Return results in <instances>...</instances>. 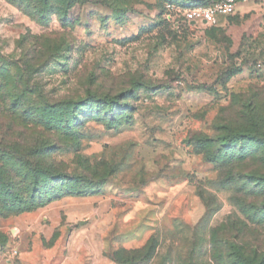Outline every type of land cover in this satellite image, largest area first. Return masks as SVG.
I'll return each instance as SVG.
<instances>
[{"label":"rangeland","instance_id":"1","mask_svg":"<svg viewBox=\"0 0 264 264\" xmlns=\"http://www.w3.org/2000/svg\"><path fill=\"white\" fill-rule=\"evenodd\" d=\"M191 2L0 0V54L22 58L45 99H71L76 124L46 157L63 176L38 189L72 194L12 214L0 187V264L264 254V0L216 25L166 6ZM45 131L32 135L52 142Z\"/></svg>","mask_w":264,"mask_h":264},{"label":"trees","instance_id":"2","mask_svg":"<svg viewBox=\"0 0 264 264\" xmlns=\"http://www.w3.org/2000/svg\"><path fill=\"white\" fill-rule=\"evenodd\" d=\"M12 1L23 4L25 0ZM210 2L192 0L189 5ZM24 65L22 58L14 60L0 54V187L11 191L6 193L7 198L13 195L19 201V206L11 209L12 214L36 209L50 201L51 194L58 188L66 189L67 194L73 193L70 188L73 183L68 182L61 188L53 184L48 192L38 196V189L47 187L52 177L63 176L59 165L54 160L46 162V157L60 147L59 141L76 139L70 132L76 124L71 117L72 100L45 99L33 85L29 65ZM37 127L49 131L54 140L49 142L44 136L33 137ZM263 194V190H257L256 198L261 199ZM41 197H45V201ZM256 223L264 224V211L256 216ZM220 245V249L212 253L213 260L220 264H264V254L256 248L247 250L243 247L232 253L224 251Z\"/></svg>","mask_w":264,"mask_h":264},{"label":"built area","instance_id":"3","mask_svg":"<svg viewBox=\"0 0 264 264\" xmlns=\"http://www.w3.org/2000/svg\"><path fill=\"white\" fill-rule=\"evenodd\" d=\"M245 0H211L208 4H192L183 8L175 4H167V8L182 11L183 17L189 22L203 21L216 25L220 18L236 13L237 5Z\"/></svg>","mask_w":264,"mask_h":264}]
</instances>
